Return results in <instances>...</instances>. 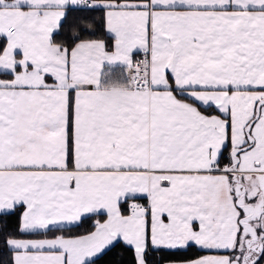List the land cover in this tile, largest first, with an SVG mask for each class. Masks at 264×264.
I'll return each mask as SVG.
<instances>
[{"label":"snow or ice","instance_id":"snow-or-ice-1","mask_svg":"<svg viewBox=\"0 0 264 264\" xmlns=\"http://www.w3.org/2000/svg\"><path fill=\"white\" fill-rule=\"evenodd\" d=\"M0 242L264 264V0H0Z\"/></svg>","mask_w":264,"mask_h":264},{"label":"trees","instance_id":"trees-1","mask_svg":"<svg viewBox=\"0 0 264 264\" xmlns=\"http://www.w3.org/2000/svg\"><path fill=\"white\" fill-rule=\"evenodd\" d=\"M80 15H83V13L80 12H69L68 17L62 22L63 28L59 35L55 37L57 41L64 40L68 38L71 35V28L76 23V18ZM92 15H99V13H92ZM100 33L97 32V36H99ZM15 227L14 222H9L7 230L10 231L12 228ZM191 255H195L196 253L193 251L190 253ZM11 256V253L7 251L6 248H4L2 242H0V260L2 261H8L9 257ZM108 259H111L110 257L105 258L107 261ZM116 259H119V257H116ZM130 257L125 254L124 256V264H129Z\"/></svg>","mask_w":264,"mask_h":264}]
</instances>
